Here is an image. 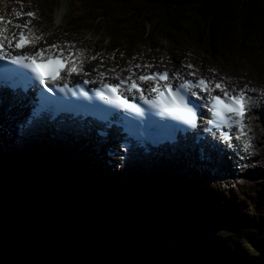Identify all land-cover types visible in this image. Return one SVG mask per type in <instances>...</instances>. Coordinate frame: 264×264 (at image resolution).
I'll return each mask as SVG.
<instances>
[{
  "label": "trees",
  "instance_id": "1",
  "mask_svg": "<svg viewBox=\"0 0 264 264\" xmlns=\"http://www.w3.org/2000/svg\"><path fill=\"white\" fill-rule=\"evenodd\" d=\"M70 3L83 8L69 20L72 32L81 31L82 19H101L92 31L106 36L110 54L126 55L165 37L264 81V0ZM9 152L0 146V256L14 248L12 264H264L262 190L255 202L253 190L241 199L224 197L218 188L180 177L169 180V194L130 178L106 191L99 176L85 170L92 161L86 153L57 163L51 180V171L34 163L5 165ZM79 198L95 203L77 207ZM32 204L34 214L27 211Z\"/></svg>",
  "mask_w": 264,
  "mask_h": 264
},
{
  "label": "rangeland",
  "instance_id": "2",
  "mask_svg": "<svg viewBox=\"0 0 264 264\" xmlns=\"http://www.w3.org/2000/svg\"><path fill=\"white\" fill-rule=\"evenodd\" d=\"M10 3L13 5V7L8 9V7H6L8 6V3L0 0V12L4 10L3 13L5 14H7V12L13 13L15 9L17 10L19 8L23 11L28 9L37 10V12L40 14V17L34 21V24L42 29L46 35L50 37L51 41L61 40L60 42L63 44H69L67 47L70 49L75 47V45L82 46L85 48L88 59H93L92 64L99 70H108L110 68L120 70L128 64L136 66L140 60H143L145 63H158L159 67H178L180 69H186V62H190L195 64L197 67H201L202 72L207 71L212 73L215 71L222 76L230 77L229 79H233V82L236 84L238 82L243 86H256L258 82V78H256L248 69L240 68L237 70H232L227 66L221 67L217 63L211 65L210 63L213 61L211 60L210 56L205 53V50L198 48L199 46H193L187 41L173 43L171 39L165 37H162L161 40L159 39L156 42H153L155 46L146 44L137 46L135 48L137 51L136 55L129 56V60L124 56L119 57L120 60H117V58H113V54H111L109 57L104 50L102 51V54L99 55L100 52H96L95 47L105 49V43L102 42L105 40L107 43L108 39H104L103 34H94L89 32V30L92 29L90 26H93L96 23L101 24V19L99 21L97 19H93L92 17H88L86 21L82 19L80 24L83 28L78 34L73 35L71 34V31H69L71 27L67 24V21L70 18H76L77 16H80L83 12V8H81L78 4L77 7H75L76 4H74V6L68 10L67 8L71 5H69V3L67 5L66 2L61 3V0H57V2L56 0H10ZM126 29L127 25L125 24L124 30ZM50 40L47 36H44L43 39H41V43L46 45L47 41L50 43ZM134 57H136V59L132 60ZM173 59H175V61H173ZM121 60H127L129 62L128 64H123ZM216 68H221L222 70L218 71ZM226 70H228V72ZM10 121L11 120L9 118L5 119V116L0 114V146L8 147L10 149L9 153L13 155V158L7 160L5 165H8L9 167L16 165L17 168L25 169V167L20 165V162L25 164L26 162L28 164L34 163L38 168H41V166L44 164H48L51 170L57 174L56 164L60 161L56 158L53 151L55 150L56 146L60 147V145H46V143H44L45 141L39 139H37V141H39L37 143L29 142L19 145L14 140V137L10 136L8 133V128H17V122L12 124ZM14 133L16 134V130ZM257 134L259 137L257 146L259 154L257 158L253 160L251 167L243 174H239V171L235 170L236 174L232 177L234 179L229 182L222 178H216L211 175H202L193 168L182 167L178 164L172 167H165L163 172L161 171V167L155 168V170H152L151 172L145 171L149 169L143 167L144 170H140L138 172L139 169L137 168L139 167L133 166V170L126 171V174H123L132 177L134 180H137V182L142 184L149 180L151 174H159L157 176L158 181H155L154 184L159 186V190L163 191L165 194H169L173 190L172 186L168 184L167 179H177L184 175H186L189 179H193L194 182L197 181L198 184L200 181L204 180L206 182H212L211 184L220 186L225 190L223 192L224 197H234L241 199L245 192L253 190L255 194L254 201L256 202V197L259 191L262 190L263 198L261 199V204H258L257 206V211L259 215H261L264 212V131L258 127ZM85 151L90 153L88 150ZM85 151H79L75 156L84 155V153H86ZM91 153L93 154V152ZM85 158H88V156L85 155ZM116 168L117 167H107L101 157H95L93 154V161L88 167L85 168V170L97 174L99 179L105 183L104 189L107 191V189L110 188V185L107 182H111V184H113L116 181L122 179L121 174L123 171L117 170ZM33 180L34 184H41L40 182L36 183V180L39 181L38 179L33 178ZM149 184H151V182L147 183V185ZM44 187L45 186L42 185L41 191L44 190ZM247 200H249V198ZM185 202H188V199H185ZM75 203L77 207H82L84 205L94 204L95 202H86L79 198L75 200ZM33 204L27 209V211L31 210L32 212ZM36 206H40V203L36 202ZM86 207L90 209L93 207V205ZM249 207H251V205ZM79 210L83 212L81 208H79ZM22 215L25 216L26 214ZM145 241H149V239L146 238ZM13 250L14 248H12L6 255L0 256L1 260H3L1 264H12L11 253H13Z\"/></svg>",
  "mask_w": 264,
  "mask_h": 264
},
{
  "label": "bare ground",
  "instance_id": "3",
  "mask_svg": "<svg viewBox=\"0 0 264 264\" xmlns=\"http://www.w3.org/2000/svg\"><path fill=\"white\" fill-rule=\"evenodd\" d=\"M2 1H5L8 3V6H6V7H8V9L13 7V5L10 3V0H8V1L2 0ZM61 2H66V3L69 2V5H71L70 0H61ZM74 4H76L75 7H77L78 3H74ZM73 5H71L69 7H73ZM3 12H4V10L0 13V15H6ZM23 12L24 11L19 8L18 12L16 9L14 10L13 13L7 12V16H10L11 18H15L18 16V13H20L22 16ZM17 29L19 30L21 28H17ZM37 35L40 37V39H43V37H44V35L40 32H37ZM212 64H214V63H212ZM218 65H220V64H218ZM240 68H245V67H240ZM200 69H201V67H196V66L190 67L191 72H195V71H198ZM226 71H228V70H226ZM115 72H116V74L119 73L118 70H115ZM252 74L256 77V75L254 73H252ZM258 80H259V78H258ZM260 82L264 83V81H260ZM220 84L223 85L224 88L229 89L230 95L242 97V103L244 105V109H248L252 105L253 98L262 99V98L258 97V93L255 90H251L245 86H240L238 82H237V84L235 82H232L229 79V77L227 78V81H224V79L221 77ZM263 112H264V109H263ZM261 115L264 116V113H262ZM8 117L9 116L5 115V119H7ZM201 118L207 119V120H212L213 116L211 115V112L204 111L201 113ZM263 120H264V118H263ZM234 121H239V118L234 119L232 122H233V126L236 128V130L240 132L241 138H250V137H252V135H254V136L258 135L257 132L251 133V132L241 131L240 123H236ZM53 122H54V124H57L58 119H55ZM82 123H84V122H82ZM86 127L87 126H85V128L82 129L79 126H75L69 130L68 134L64 131H56L54 128H49L46 131H44L40 135V137L42 138L43 141H45L44 143H46V145H60V147L56 146L55 150L53 151L56 158L59 161L66 162V161L70 160L72 157H74L77 154V152L88 150L89 152H93L95 157L96 156L101 157L103 159V162L106 164V166L109 168H112L111 166H109L107 164V160H106V159H108V157H107L108 152L106 149L107 145L105 143V141L107 139H104L100 136L95 135L92 132H89L86 129ZM261 129L264 131V121H263V126H261ZM59 135H60V137H58ZM76 135H79V136H76ZM263 136H264V134H263ZM90 140H92L95 143V145L90 143ZM184 143H185V141L181 139L178 142L179 148H178V151L176 153H171L168 157H165V156L159 157L158 160L160 162H172V163L178 164L182 167H188L190 164H193V169L200 172L202 175H208V176L211 175V176L216 177V178H222L228 182L231 181L232 179H234L232 177L234 174H236V171L233 168L235 166H233L234 164H231L229 162V160L226 159V160L222 161V160H217L216 158H213L217 155V152H211L210 147L207 148L206 146H204L203 147L204 154H206L207 158H213V160L212 161H202L198 147L189 143V144H187V148H188L187 149V148L183 147ZM96 149H98V151ZM238 159H239V157H235L236 161ZM152 161H155V158H153ZM134 167H136V164L134 165ZM43 169L51 171L50 175L48 176V178L50 177L51 180L53 179L54 176H56V174L51 170V168L48 164H44ZM212 169L213 170L217 169V171L212 172ZM226 173H228L230 175L229 176H223V174H226ZM120 182H121L120 180L116 181L115 185H119Z\"/></svg>",
  "mask_w": 264,
  "mask_h": 264
},
{
  "label": "snow or ice",
  "instance_id": "4",
  "mask_svg": "<svg viewBox=\"0 0 264 264\" xmlns=\"http://www.w3.org/2000/svg\"><path fill=\"white\" fill-rule=\"evenodd\" d=\"M27 15L31 16L34 13H27ZM3 17H0V20H3ZM26 26V25H25ZM6 30V29H5ZM5 30H0L2 33ZM26 34L21 32L19 34L20 43L16 45L18 48L24 47V42L26 40ZM2 42H0V47H2ZM51 47H56L52 45ZM43 49H41L36 55L40 56L43 54ZM15 63L24 64L26 67L30 68L33 73L36 74L38 81L40 83H44V81L48 78L55 80L60 72V68L53 69L49 72H45L41 67L40 64L42 63H52L56 60L55 57L50 58L48 61H40L39 63L36 61V57L33 55H25V56H14L11 57ZM72 71H76L75 68ZM176 75V74H174ZM160 79L166 80L168 78V73H155L152 76H140V80H150V79ZM87 83V82H86ZM44 87L47 88L49 92L52 91L51 88H48L47 84H44ZM106 88L110 89L112 93L117 94V99L122 100L124 105L128 108L135 110L136 112H140V108L136 104H131L128 102L126 97L120 96L118 93V89L121 87V84H109L105 85ZM132 88L137 89L140 86L137 85L135 82L131 85ZM193 87L202 88L204 91H208V82L205 81L203 78L199 80L198 84H193L191 80L185 81L184 83H179L176 86V91H173L172 85L165 84L163 89L159 85L156 87L151 88L150 90L153 92L158 93L156 99L154 100H147L146 97L144 99L148 104L153 105L156 108H162L167 111L169 114H172L176 118L186 121L191 127L195 128L196 126V118H197V111L200 105L196 104L193 100L189 99L190 97L196 96L197 93L191 92L190 89ZM217 88L223 89V85L216 84ZM224 96L228 97V101L226 102L220 95L205 97L203 98L204 101H211V115L213 116L212 120H209V124H216L217 127L220 126L218 121L223 122L222 118H226V113H234L236 116L243 117L244 113V105L242 103V97H237L234 95H230L229 92L225 91ZM47 100V98H44ZM43 107V105H42ZM236 123H241V131H243L242 121H234ZM210 131V129H208Z\"/></svg>",
  "mask_w": 264,
  "mask_h": 264
}]
</instances>
